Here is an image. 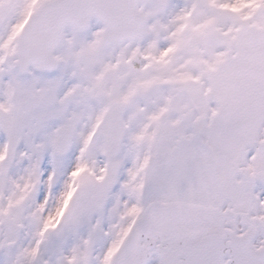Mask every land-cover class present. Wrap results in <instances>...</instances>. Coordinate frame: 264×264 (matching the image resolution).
I'll use <instances>...</instances> for the list:
<instances>
[{
	"label": "snow or ice",
	"instance_id": "snow-or-ice-1",
	"mask_svg": "<svg viewBox=\"0 0 264 264\" xmlns=\"http://www.w3.org/2000/svg\"><path fill=\"white\" fill-rule=\"evenodd\" d=\"M0 264H264V0H0Z\"/></svg>",
	"mask_w": 264,
	"mask_h": 264
}]
</instances>
